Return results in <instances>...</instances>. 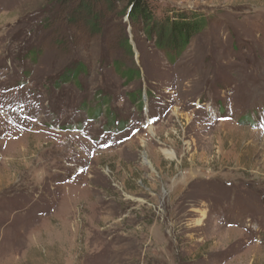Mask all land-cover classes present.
<instances>
[{"label": "rangeland", "instance_id": "rangeland-1", "mask_svg": "<svg viewBox=\"0 0 264 264\" xmlns=\"http://www.w3.org/2000/svg\"><path fill=\"white\" fill-rule=\"evenodd\" d=\"M141 3L0 0V264H264V0Z\"/></svg>", "mask_w": 264, "mask_h": 264}, {"label": "trees", "instance_id": "trees-1", "mask_svg": "<svg viewBox=\"0 0 264 264\" xmlns=\"http://www.w3.org/2000/svg\"><path fill=\"white\" fill-rule=\"evenodd\" d=\"M140 0H130V5L133 7L131 11V17L134 15L140 18H143L149 22H151L153 17V12L149 8L148 4L144 5V7L140 6ZM168 24L171 25L172 29V38L173 45L177 47V45L185 46L193 35L201 32L205 28V22L202 18L198 16L187 17L185 15H178L176 21L170 23L168 19Z\"/></svg>", "mask_w": 264, "mask_h": 264}, {"label": "bare ground", "instance_id": "bare-ground-1", "mask_svg": "<svg viewBox=\"0 0 264 264\" xmlns=\"http://www.w3.org/2000/svg\"><path fill=\"white\" fill-rule=\"evenodd\" d=\"M164 155L167 157V159L169 160H175L176 159V155L175 153L173 152H168V151H165L164 152ZM148 163V162H147Z\"/></svg>", "mask_w": 264, "mask_h": 264}]
</instances>
